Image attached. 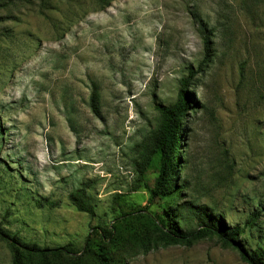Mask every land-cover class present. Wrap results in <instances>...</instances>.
Returning a JSON list of instances; mask_svg holds the SVG:
<instances>
[{
  "label": "rangeland",
  "instance_id": "1",
  "mask_svg": "<svg viewBox=\"0 0 264 264\" xmlns=\"http://www.w3.org/2000/svg\"><path fill=\"white\" fill-rule=\"evenodd\" d=\"M7 2L0 0V264L13 263L11 238L79 253L121 209L148 208L138 165L159 127L155 103L174 105L191 70L196 109L171 199L180 226L197 230L200 208L239 227L245 251L264 250V0H116L103 12L95 0ZM84 185L94 217L70 200ZM127 264L246 263L214 236Z\"/></svg>",
  "mask_w": 264,
  "mask_h": 264
},
{
  "label": "trees",
  "instance_id": "2",
  "mask_svg": "<svg viewBox=\"0 0 264 264\" xmlns=\"http://www.w3.org/2000/svg\"><path fill=\"white\" fill-rule=\"evenodd\" d=\"M115 1L95 0V5L99 12H103ZM20 2L21 0H8L3 7L15 6ZM212 38L213 33L209 32L203 40L207 62L214 55ZM196 76L191 70L189 77L180 81L181 88L174 105L155 103V109L160 115L159 127L144 143L142 163L137 164L142 174V186L150 196L148 208L125 211L120 207L121 211L111 227L107 230L99 228L100 233L87 239L84 249L79 253L68 247L41 249L35 244H24L17 238H11L12 264H127L128 260L142 252L148 253L167 246L191 247L197 241L214 236L219 238L223 247L238 251L246 264H264L263 249L249 253L236 240L241 232L239 227L230 230L220 216L215 217L206 213V210L197 208L200 226L193 232H187L181 228V217L171 203L176 193L179 164L186 153L183 140L190 132L186 123L189 113L196 109L190 94ZM91 109L96 116H100V98L97 92L92 93ZM150 173L155 176L152 182L146 177ZM165 199H168V203L163 206L162 213L150 211L157 201ZM70 200L78 212L95 216V206L85 185L73 193ZM0 236L4 237L1 228Z\"/></svg>",
  "mask_w": 264,
  "mask_h": 264
}]
</instances>
